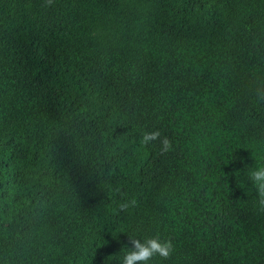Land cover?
Wrapping results in <instances>:
<instances>
[{"label": "trees", "instance_id": "trees-1", "mask_svg": "<svg viewBox=\"0 0 264 264\" xmlns=\"http://www.w3.org/2000/svg\"><path fill=\"white\" fill-rule=\"evenodd\" d=\"M258 166L264 0H0V264H264Z\"/></svg>", "mask_w": 264, "mask_h": 264}, {"label": "clouds", "instance_id": "clouds-1", "mask_svg": "<svg viewBox=\"0 0 264 264\" xmlns=\"http://www.w3.org/2000/svg\"><path fill=\"white\" fill-rule=\"evenodd\" d=\"M52 2L53 0H45L46 6H50ZM157 140L160 142L161 153L170 151L171 142L167 137L161 138L158 130L151 132L145 131L141 136L140 143L147 146ZM249 179L255 189L257 210L264 212V166H258L252 170ZM135 206L136 200L133 198L121 202L118 205V209L121 212H126ZM131 245L132 249L126 251L122 264H147L155 256H159L162 260H167L174 251V246L170 239L162 241L158 236L145 239L143 242L133 238L131 239Z\"/></svg>", "mask_w": 264, "mask_h": 264}, {"label": "rangeland", "instance_id": "rangeland-1", "mask_svg": "<svg viewBox=\"0 0 264 264\" xmlns=\"http://www.w3.org/2000/svg\"><path fill=\"white\" fill-rule=\"evenodd\" d=\"M22 154V152L19 150V149H17V148H15L14 150H13V153L11 154V159L12 158H14L15 156H17V155H21Z\"/></svg>", "mask_w": 264, "mask_h": 264}]
</instances>
